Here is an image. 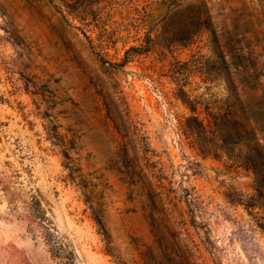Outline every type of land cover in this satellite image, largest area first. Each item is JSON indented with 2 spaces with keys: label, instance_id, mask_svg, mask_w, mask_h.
Returning <instances> with one entry per match:
<instances>
[{
  "label": "rangeland",
  "instance_id": "rangeland-1",
  "mask_svg": "<svg viewBox=\"0 0 264 264\" xmlns=\"http://www.w3.org/2000/svg\"><path fill=\"white\" fill-rule=\"evenodd\" d=\"M230 81L253 111L264 0H0V264H264L248 145L200 127Z\"/></svg>",
  "mask_w": 264,
  "mask_h": 264
},
{
  "label": "trees",
  "instance_id": "trees-1",
  "mask_svg": "<svg viewBox=\"0 0 264 264\" xmlns=\"http://www.w3.org/2000/svg\"><path fill=\"white\" fill-rule=\"evenodd\" d=\"M178 6H174L173 8L178 9ZM186 7L189 8L187 20L196 19L198 28L201 29L206 27V13L202 10V7L196 6L193 3L186 4ZM7 17H9L8 19L10 20V16L8 14ZM189 24V22H185L186 26ZM185 36L186 37L178 38L177 41H185L189 39L192 34L189 35L186 33ZM232 84L234 83L230 81L229 96L227 99L230 102L233 101L232 98L234 95L235 101L236 103H239L240 108H236L234 105L235 102H233L229 109H227V111L223 114H215V117H213V121L210 123L209 127H205L202 122H200V127L204 131V135L207 136L208 133H213L220 138L221 143L224 145L234 144L237 142V138H241L247 143L249 148L247 161L255 178V197H259L264 200V102H262L264 101V94L261 96V102H257L253 111L252 109L251 111H246L235 87L232 88ZM107 115L111 118L110 111H107ZM257 131L260 132L263 137H259L257 135ZM193 140L196 141V137H193ZM201 142L203 145H199L200 151L205 150L207 144V141H205L204 138ZM62 145L63 144L61 143V146ZM64 152V157L69 159L66 151ZM97 223L102 229L100 220H97Z\"/></svg>",
  "mask_w": 264,
  "mask_h": 264
}]
</instances>
